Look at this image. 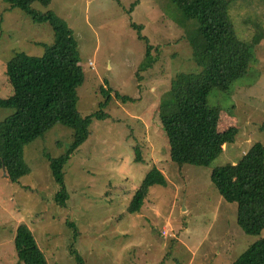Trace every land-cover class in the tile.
<instances>
[{"label":"rangeland","instance_id":"1","mask_svg":"<svg viewBox=\"0 0 264 264\" xmlns=\"http://www.w3.org/2000/svg\"><path fill=\"white\" fill-rule=\"evenodd\" d=\"M52 0V10L72 30L79 45L85 84L78 88V109L90 114L104 100L100 87L113 89L108 117L91 122V134L64 166L69 199L57 205L59 191L47 159L66 152L73 129L58 123L27 144L31 172L18 182L0 170V264H20L16 230L26 224L50 264H232L254 242L237 224V204L225 202L212 183L215 166L238 162L249 147L264 143V34L246 76L228 94L209 96L218 108L209 166H178L158 107L178 73L198 72L183 17L167 0ZM0 0V96L13 92L6 72L17 52L41 57L54 32ZM230 19L237 36L250 42L264 30V0H232ZM179 22L180 24H178ZM132 23L142 25L139 38ZM146 41L153 46L147 55ZM41 43V44H40ZM115 92L132 97L123 102ZM13 113L0 107V120ZM135 146L143 160H136ZM164 175L152 186L141 211L130 202L149 170ZM74 225V226H72ZM77 231V235L75 234ZM165 232V236L162 235Z\"/></svg>","mask_w":264,"mask_h":264},{"label":"trees","instance_id":"2","mask_svg":"<svg viewBox=\"0 0 264 264\" xmlns=\"http://www.w3.org/2000/svg\"><path fill=\"white\" fill-rule=\"evenodd\" d=\"M10 10L19 9L34 23H48L54 32L51 45L43 56L17 52L6 65L5 75L13 92L0 96V107L13 113L0 120V170L5 167L12 182H18L31 172L24 158L25 146L43 136L56 124L73 129L72 141L65 153L48 155L52 177L59 187L55 201L65 206L69 193L64 166L78 148L86 142L93 119H105L106 107L113 89L100 87L104 100L99 109L84 115L78 109V88L85 84V72L80 65L79 45L67 23L52 10L40 11L35 4L48 9L52 0H3ZM183 17L185 30L193 51L198 72L178 73L170 82L166 99L159 104L158 117L169 144L170 160L178 166L192 164L209 166L217 157L214 130L217 110L209 96L217 90L228 94L233 84L246 76L254 60L255 47L264 30L257 27L250 42L241 40L230 19L232 0H167ZM139 1L133 4L134 9ZM142 35V25L132 23ZM147 55L151 46L147 41ZM123 102L134 100L115 92ZM136 160L142 161L141 148L135 146ZM212 183L227 203L237 204V224L249 236H259L264 230V143L257 141L238 162L215 166ZM164 175L155 166L147 173L135 191L128 211H141L152 186H165ZM74 226V225H72ZM77 235V231H75ZM16 253L20 264H50L34 234L26 224L16 230ZM76 264H85L77 256ZM232 264H264V238L254 242Z\"/></svg>","mask_w":264,"mask_h":264},{"label":"water","instance_id":"3","mask_svg":"<svg viewBox=\"0 0 264 264\" xmlns=\"http://www.w3.org/2000/svg\"><path fill=\"white\" fill-rule=\"evenodd\" d=\"M3 173H4V175H5L6 178H9V176H8V174H7V172H6L5 167H3Z\"/></svg>","mask_w":264,"mask_h":264},{"label":"built area","instance_id":"4","mask_svg":"<svg viewBox=\"0 0 264 264\" xmlns=\"http://www.w3.org/2000/svg\"><path fill=\"white\" fill-rule=\"evenodd\" d=\"M162 235L165 236V232L164 231H162Z\"/></svg>","mask_w":264,"mask_h":264}]
</instances>
